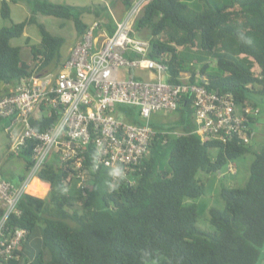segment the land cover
I'll return each mask as SVG.
<instances>
[{"label":"trees","instance_id":"1","mask_svg":"<svg viewBox=\"0 0 264 264\" xmlns=\"http://www.w3.org/2000/svg\"><path fill=\"white\" fill-rule=\"evenodd\" d=\"M23 1L30 10L28 18L0 27V82L13 86L34 70L56 71L63 59L64 37L52 34L42 23H37L38 43L29 45L32 65L22 58L21 46L10 43L23 35L27 23H35L36 14L72 19L80 36L88 25L82 15L90 12V5ZM121 1L125 9L132 2ZM214 4L210 0H149L134 29L149 34V57L168 55L170 82L177 81L179 71L193 72L198 65L208 78L209 89L231 92L238 105L249 102L258 106L249 96L264 95V0ZM0 15L10 19L7 0H0ZM210 59L215 66H210ZM184 99L177 120L166 127H179L181 134L167 135L165 142L158 134L148 153L129 168L127 176L133 181L123 179L115 191L108 188L110 167L94 168L92 142L82 153L83 184L71 162L59 161L52 153L54 161L48 159L36 173L49 184L47 194L23 193L18 214L5 219L4 235L15 228H23L25 234L9 258L0 257V264H256L264 244V146L254 153L244 184L220 185L222 206L208 208L212 229L200 228L195 199L205 188L199 172L219 173L229 160L250 152L252 128L250 125L248 143L235 138L223 143L203 140L193 132L190 95ZM118 108L128 120L140 123L135 107ZM57 118L58 113L51 111L31 118V124L43 130ZM1 121L8 125L9 119L0 117ZM170 136L171 148L162 166L160 149ZM32 148L33 140L28 139L16 153H9L23 160L25 172L33 163ZM211 148L217 149L213 158ZM25 174L18 175L19 183Z\"/></svg>","mask_w":264,"mask_h":264},{"label":"built area","instance_id":"2","mask_svg":"<svg viewBox=\"0 0 264 264\" xmlns=\"http://www.w3.org/2000/svg\"><path fill=\"white\" fill-rule=\"evenodd\" d=\"M147 1L132 0L113 22L111 31L98 19L89 23L56 71L34 70L13 88L0 89V117L9 119L5 130L10 135V150L16 153L26 140H33V163L23 180L13 184L0 175V257L9 258L24 237L23 228L4 235L3 224L9 214H18V201L30 181L38 178L44 182L36 173L52 153L59 161L69 160L83 184L82 153L92 142L94 168L118 164L125 171V181L132 182L127 176L129 168L148 153L158 134L163 142L167 135L181 134L175 129L154 127L151 115L178 110L187 95L193 107V132L201 139L250 142V125L259 113L258 106L249 102L238 105L231 92L209 89L208 78L198 65L193 72L179 71L177 81L170 82L168 55L148 56L150 37L134 34V22ZM136 69L148 70L153 76L139 77ZM118 105L135 107L140 123L128 120ZM51 111L57 112L58 118L45 129L37 130L31 124V118ZM14 125L19 126L16 132L12 130ZM236 170L229 160L224 172L218 174H235Z\"/></svg>","mask_w":264,"mask_h":264},{"label":"rangeland","instance_id":"3","mask_svg":"<svg viewBox=\"0 0 264 264\" xmlns=\"http://www.w3.org/2000/svg\"><path fill=\"white\" fill-rule=\"evenodd\" d=\"M10 8V19H5L0 15V27L3 25H9L11 21L19 22L25 20L30 15V10L28 5L23 0H16L15 2L7 0ZM56 3L71 4L76 6L90 5V12H86L82 15L84 22L89 23L92 20L98 19L105 26H109L113 23V19L119 11H123L124 5L121 0H50ZM215 6L221 4L223 0H210ZM205 3V0H201V3ZM122 6V7H120ZM124 14V11H123ZM122 14V15H123ZM35 23H27L22 36L14 37L10 39V43L13 45L21 46L22 58L32 65L31 53L29 45L37 44L40 38L39 28L37 23H42L52 34L61 35L64 37V43L61 46V53L63 54V59L68 55V47L72 46L78 39V34L75 31L74 23L72 19L61 18L54 15H45L38 13L35 17ZM138 32V31H136ZM146 34H141L139 37L149 36L146 30H142ZM29 38V42L25 43V38ZM147 38V37H146ZM62 59V60H63ZM210 66H215V60L210 59ZM2 83V82H0ZM250 101L255 102L259 108L260 113L256 118V122L251 124L253 130V138L251 142L250 152L245 155L233 160V163L237 167V172L235 175H229L227 173L220 176L218 172L214 173H202L199 172V177L204 182L205 192L204 194L198 196L195 201L197 203V208L199 212V218L196 224L207 231L212 229V226L208 222V208L212 205L222 206L223 202L219 196V187L221 184H226L229 186L242 185L245 183L248 177V165L254 157V153L261 150L264 146V95L258 93H250ZM178 110L176 111H165L154 113L151 116L153 123L161 128H166L173 124L174 120H177ZM3 127V124H2ZM175 129L181 132V129ZM12 130L17 131V126H13ZM166 144L160 153L164 155L161 158L162 166L166 165V155H168L171 148V140ZM11 139L9 133L1 128L0 125V175L7 178L13 184L19 183L18 175L25 174L23 160L15 155H10ZM217 149L211 148L209 150L210 157L213 158ZM49 159L54 161L55 156L50 155ZM225 165L220 168V172H224ZM40 182V181H39ZM47 184L46 190L41 191H30L27 192L37 195L39 197H44L47 194L49 185L47 182H42ZM36 192V194H35ZM256 264H264V244L260 247V255Z\"/></svg>","mask_w":264,"mask_h":264},{"label":"crops","instance_id":"4","mask_svg":"<svg viewBox=\"0 0 264 264\" xmlns=\"http://www.w3.org/2000/svg\"><path fill=\"white\" fill-rule=\"evenodd\" d=\"M120 7H122V6H120ZM125 10V9H124ZM123 10V11H124ZM123 11H119L118 10V14L116 15V18L115 19H113V22L116 20V19H118V18H120L121 16H122V14H123ZM93 21V20H92ZM91 21V22H92ZM91 22H89V23H91ZM89 23H87V24H89ZM112 26H113V23L111 24V25H109V26H106V28L108 29V30H110V29H112ZM134 34H135V36H140L141 34H146L145 32H136L135 31V29H134ZM146 37H149V36H146ZM146 37H141V38H146ZM76 42V41H75ZM75 44V43H74ZM73 44V45H74ZM72 45V46H73ZM72 46H70V47H68V53H69V51H70V48L72 47ZM67 57V56H66ZM65 57V58H66ZM64 58V59H65ZM63 59V60H64ZM62 60V61H63ZM61 61V62H62ZM51 71H55V70H51ZM135 74L137 75V76H139V77H144V78H149V77H152L153 76V74L151 73V72H149L148 70H144V69H136L135 71ZM14 86L13 85H11V84H7V83H0V89L1 90H9V89H11V88H13ZM154 115V114H153ZM152 116V115H151ZM178 118V117H177ZM150 121L152 122V124H154L153 123V120L150 118ZM256 122V120L254 121V123ZM2 124H3V127H2ZM0 125H1V128H3L4 130H5V127H6V124H4V123H2V121L0 122ZM15 126H17V129L19 128V126L18 125H15ZM6 131V130H5ZM7 133V132H6ZM252 138H253V130H252ZM251 142H252V140H251ZM49 185V184H48Z\"/></svg>","mask_w":264,"mask_h":264},{"label":"clouds","instance_id":"5","mask_svg":"<svg viewBox=\"0 0 264 264\" xmlns=\"http://www.w3.org/2000/svg\"><path fill=\"white\" fill-rule=\"evenodd\" d=\"M108 176L114 181L108 183V188L115 191L119 187V182L125 179V171L120 165H113L110 167Z\"/></svg>","mask_w":264,"mask_h":264},{"label":"bare ground","instance_id":"6","mask_svg":"<svg viewBox=\"0 0 264 264\" xmlns=\"http://www.w3.org/2000/svg\"><path fill=\"white\" fill-rule=\"evenodd\" d=\"M38 178H34L30 181V183L27 186V189L30 191H41V190H46L47 186L45 183H42ZM36 194V192H35Z\"/></svg>","mask_w":264,"mask_h":264}]
</instances>
